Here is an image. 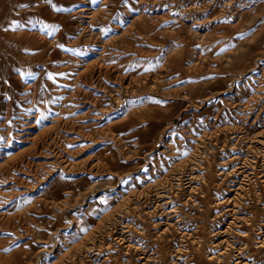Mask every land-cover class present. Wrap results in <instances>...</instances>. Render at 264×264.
Listing matches in <instances>:
<instances>
[{
    "label": "rangeland",
    "instance_id": "obj_1",
    "mask_svg": "<svg viewBox=\"0 0 264 264\" xmlns=\"http://www.w3.org/2000/svg\"><path fill=\"white\" fill-rule=\"evenodd\" d=\"M263 132L264 0H0V264H264Z\"/></svg>",
    "mask_w": 264,
    "mask_h": 264
},
{
    "label": "bare ground",
    "instance_id": "obj_2",
    "mask_svg": "<svg viewBox=\"0 0 264 264\" xmlns=\"http://www.w3.org/2000/svg\"><path fill=\"white\" fill-rule=\"evenodd\" d=\"M244 133V132H243ZM264 133V132H263ZM246 134V133H245ZM242 136V135H241ZM247 136V135H246ZM257 137H259V136H257ZM256 138V137H255ZM255 140V139H254ZM255 142V141H254ZM256 142L259 144V145H261V146H263V149H264V135L261 137V138H259V139H257L256 140ZM256 144V143H255ZM251 145V144H250ZM260 148V151L259 152H261L262 153V155L264 156V153H263V151L261 150L262 149V147H259ZM249 149V148H248ZM259 150V149H258ZM260 153V154H261ZM248 157H246V159L240 164V165H238L239 166V171L241 172V173H243L242 175L245 177V178H247L248 180L250 179L249 178V174L247 173V171H249V170H247L246 168H247V163H249V160L247 159ZM251 163V162H250ZM173 173V172H172ZM263 173H264V171H263ZM191 176V175H190ZM263 178H264V176H262ZM166 178V177H165ZM244 179V178H243ZM242 179V180H243ZM192 181V179L189 177V180H188V182H191ZM193 182V181H192ZM250 182H252V181H250ZM241 186H243V185H241ZM240 186V187H241ZM242 188V187H241ZM240 188V189H241ZM245 188V187H244ZM242 190V189H241ZM234 194H236V197H238L239 195H241L240 194V192H239V190L238 191H235L234 192ZM160 195V194H159ZM236 197L235 196H232V198H230V199H232V201H235V199H236ZM161 199V198H160ZM159 199V200H160ZM155 201V200H154ZM229 201V200H228ZM157 203V202H156ZM232 209V208H231ZM234 212V211H233ZM235 218V217H234ZM233 222V221H232ZM231 221L229 222V226H231L233 223H232ZM109 230V229H108ZM228 230H229V227H228V229H226V230H224V232H228ZM223 232V231H222ZM120 234V233H119ZM102 235H105V234H102ZM128 235V234H127ZM105 238V237H104ZM104 238H103V236L102 237H100V240H101V242L102 241H104ZM117 238V237H116ZM107 240V239H106ZM223 240V239H222ZM118 241H119V239H118ZM123 241V240H122ZM134 243V242H133ZM109 244V243H108ZM107 244V245H108ZM126 246V245H125ZM133 247V246H132ZM137 248V247H136ZM136 248H134V249H136ZM139 248V247H138ZM142 249V248H141ZM179 250V249H178ZM89 255V254H88ZM143 257V256H142ZM149 257V256H148ZM147 259V258H146ZM151 260V259H150ZM177 260V259H176ZM147 261V260H146ZM92 262V261H91ZM95 263V262H94ZM151 263V262H150ZM141 264V263H140ZM143 264V263H142Z\"/></svg>",
    "mask_w": 264,
    "mask_h": 264
}]
</instances>
